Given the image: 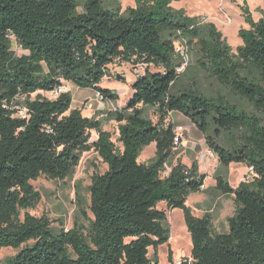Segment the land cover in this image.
<instances>
[{
  "label": "trees",
  "instance_id": "trees-1",
  "mask_svg": "<svg viewBox=\"0 0 264 264\" xmlns=\"http://www.w3.org/2000/svg\"><path fill=\"white\" fill-rule=\"evenodd\" d=\"M134 1L121 13L102 0H85L78 13L76 0H0V249L19 248L4 264H158L148 250L169 237L165 211L157 207L162 202L182 211L190 236V255L179 264H264L261 118L223 96L208 97L178 82L181 57L174 48L176 39L185 38L188 45L195 40L200 66L264 116V18L254 20L243 3L248 27L238 30L242 44L233 52L214 24L198 25L197 18L174 9L177 0ZM13 39L25 54L14 53ZM117 63L145 65L126 104L106 113L117 123L120 147L100 118L71 109L70 92L41 94L70 82L100 92L103 100L117 99L115 90L99 86L108 66ZM21 103L25 116L15 107ZM139 104L156 107L157 122ZM171 111L203 133L221 166L240 163L257 173L234 188L214 176L215 188L232 194L236 205L226 232L213 229L210 214L196 216L186 205L206 178L197 162L187 166L178 160L161 176L175 146L174 126L166 122ZM225 132L231 137L226 147L219 142ZM151 143L155 156L138 162ZM91 150L107 167L91 177L88 227L54 230L45 215L21 216L40 200L30 181L41 175L64 179Z\"/></svg>",
  "mask_w": 264,
  "mask_h": 264
},
{
  "label": "rangeland",
  "instance_id": "rangeland-1",
  "mask_svg": "<svg viewBox=\"0 0 264 264\" xmlns=\"http://www.w3.org/2000/svg\"><path fill=\"white\" fill-rule=\"evenodd\" d=\"M84 1L76 0L78 13L83 11ZM244 2L247 3L254 20L264 18V0H177L173 1L171 6L174 9H182L190 17L197 18L198 25L214 24L232 51L235 52L236 48L242 44L238 30L248 27L241 11ZM102 3L107 8L119 7L121 13L127 7L135 5L134 0H102ZM12 50L16 55L26 53L14 39L12 40ZM179 56L181 55L179 54ZM184 56L186 64L179 72L178 82L196 86L200 92L208 97H225L243 111L260 117L264 126V116L261 112L254 110L244 99L233 95L200 66L197 61L195 40L192 45H188ZM108 69V73L104 75L99 86L115 90L118 94L117 99L101 100L96 96V90L77 87L70 82H64V92L68 91L72 96L71 109L79 108L84 116L95 115L100 118L102 128L112 133V140L120 147L121 144L117 141V123L108 118L106 113L110 110L119 109L126 104L133 94L132 83L137 75L144 73L145 65L133 67L128 63H117L110 64ZM149 70L155 71L156 69L149 66ZM261 84L264 85V81H261ZM41 94L53 98L49 92ZM35 95L36 93H33L31 97ZM138 107L144 110L145 116L152 122H157L156 107L142 104H139ZM166 122L172 123L175 131H178V127L182 129L178 144L174 146L173 153L167 159L161 176L167 175L170 168L178 160L187 166H190L194 161L197 162L199 172L205 173L206 178L201 191L188 195L186 205L191 208L192 213L196 216H202L205 213L210 214L213 229L220 233L226 232L228 230L227 220L234 214L236 205L232 194H223L215 188L214 176L220 174L234 188L243 181L246 165L231 163L227 168L221 166L216 155L210 151L205 143L203 133L180 112L171 111ZM90 134V141H94L97 138L96 133L91 131ZM233 134V138L236 139L238 132L235 131ZM230 138L225 132L219 142L226 147ZM154 156L155 146L151 143L142 149L137 161L147 164ZM106 167L99 155L91 150L82 154L79 164L64 179H50L41 175L36 180L30 181L40 193V200L34 207L21 210V216L24 212L36 217L45 215L49 218L54 230L70 229L74 224L88 227L93 218L89 209L91 177L95 172L103 173ZM157 207L165 211L164 226L169 231V237L166 243L158 246L155 250L149 248L148 256L149 258L156 257L158 264H179L183 257H189L191 250V240L182 211L178 208L168 209L163 202L159 203ZM18 250L19 248H1L0 264H4L5 260L13 256ZM169 252H171L172 263L169 262Z\"/></svg>",
  "mask_w": 264,
  "mask_h": 264
},
{
  "label": "built area",
  "instance_id": "built-area-1",
  "mask_svg": "<svg viewBox=\"0 0 264 264\" xmlns=\"http://www.w3.org/2000/svg\"><path fill=\"white\" fill-rule=\"evenodd\" d=\"M174 48H175V52L179 55H181V65L177 66L176 71L177 73H179L181 71V69H183L184 65L186 64V59H185V53L187 52L188 49V44L185 38H179L176 39L174 41ZM64 92V83L60 84L59 86L55 87L54 89H52L51 91H49V93L54 97L58 96L60 93ZM96 96L99 99H103L100 92L96 91ZM15 107H17L19 109V114L25 116V108L21 105H16ZM178 131H175V136L173 138V143L174 145L178 144V141L180 139V134H181V127L177 128ZM255 177H257V173L255 172L254 168L252 166H246V170L243 176V181L244 182H249L252 181Z\"/></svg>",
  "mask_w": 264,
  "mask_h": 264
},
{
  "label": "bare ground",
  "instance_id": "bare-ground-1",
  "mask_svg": "<svg viewBox=\"0 0 264 264\" xmlns=\"http://www.w3.org/2000/svg\"><path fill=\"white\" fill-rule=\"evenodd\" d=\"M139 158V157H138Z\"/></svg>",
  "mask_w": 264,
  "mask_h": 264
}]
</instances>
